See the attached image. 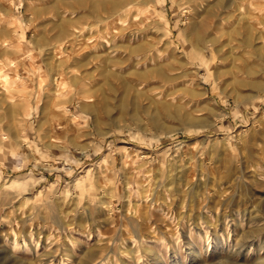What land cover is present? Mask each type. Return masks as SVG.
Segmentation results:
<instances>
[{
	"label": "rangeland",
	"instance_id": "374dc122",
	"mask_svg": "<svg viewBox=\"0 0 264 264\" xmlns=\"http://www.w3.org/2000/svg\"><path fill=\"white\" fill-rule=\"evenodd\" d=\"M126 1L108 19L91 0H0V264H227L236 242L258 240L259 224L235 237L231 220L264 217L239 190L264 172V73L236 89L217 75L232 63L189 39L214 0ZM148 30L158 47L131 55ZM199 216L212 225L200 235Z\"/></svg>",
	"mask_w": 264,
	"mask_h": 264
},
{
	"label": "bare ground",
	"instance_id": "6f19581e",
	"mask_svg": "<svg viewBox=\"0 0 264 264\" xmlns=\"http://www.w3.org/2000/svg\"><path fill=\"white\" fill-rule=\"evenodd\" d=\"M253 1L254 0H214L212 3H210L208 5V8L206 10L204 9V13L202 15H199L194 20H192L190 25L187 26V28H186V31L188 32V35H189V39L191 41H193L192 43L194 44V46H196V47L200 48V50H204V51L208 50L209 48H213V49H215V51H217L220 54L222 64L226 65L228 63H232L233 66L231 68H229V66H225V69H220V71L218 70L217 75L219 78H220V76L228 77L229 81L234 85V87L236 89L242 87L245 83L243 80H241L239 78V76H240L239 74L244 75L246 78L252 79V81H249L250 83H252L254 81V78L257 79L258 76H260L264 73V70L262 69V67L264 66V14H262V13L256 14V12L253 11L255 9L253 7V4L256 3V2L254 3ZM82 2L79 3V5L83 6L84 4H87V3L83 4ZM263 2H264V0H263ZM90 4H91L90 7L93 10V12H99L100 10H106V12L109 14L108 19H112V17H114V16H117L118 19L126 17L128 15V8L130 6V4L126 0H124L122 2L107 1L104 3H102V2L100 3V2H97L94 0H91ZM204 4H203V6H204ZM257 4H258V2H257ZM84 6H86V5H84ZM257 7L264 8L263 6H261L260 3ZM193 8H194V6H193ZM257 10H258V8L255 11H257ZM262 10H264V9H262ZM191 12H192V10H191ZM263 13H264V11H263ZM91 14L93 15V13H91ZM151 30H148V31H150L148 38L146 37V41L144 43H142L141 46H139L140 45L139 44L137 48L130 50V52L132 53L131 55L139 53V49L144 50L145 47H146V50H148V51L155 49L156 46L158 47V45H157V43H158L157 39L158 38L155 35V33H152ZM81 33H82L81 31L76 32L75 38L79 37L81 35ZM130 33H132V34H129V36H127L128 35V33H127V35H126L128 41L132 40L133 35H134L133 32H130ZM137 33H139V32H137ZM125 34L126 33H124L123 35H125ZM145 35H147V34H145ZM123 37H125V36H123ZM127 39H125V40L127 41ZM133 40H134V38H133ZM103 45H104L103 49H104V47H106L105 50H106L108 56L117 52L118 47H116L117 48L116 50L114 47H111V48H109V49H111V51L108 52L109 49H107L108 47L106 45L109 46V43L106 42ZM111 45L112 44H110V46ZM130 46H131V43H130ZM126 47H127V45H126ZM128 47H129V42H128ZM131 48H133V47H131ZM123 49H124V47H123ZM154 51H156V50H154ZM123 52L125 53V51H123ZM150 53H152V52L150 51ZM143 55H144V53H143ZM149 57H150V55H149ZM131 58H132V56H131ZM124 59H127V58H124ZM106 61H107V59H106ZM110 61L112 62V60H110ZM110 61H109V63H110ZM144 61L146 63V60H144ZM120 62H122V61H120ZM125 63L127 65V63H129V62L125 61ZM153 63L154 62H152V64ZM123 65H124V67L126 66L125 64H123ZM110 66L114 67V64H113V66L110 64ZM110 66H109L108 62H106V65L104 66L103 71L105 73H111L112 70H111ZM120 68H121V66H120ZM159 71H160V69H159ZM119 72H120V70H119ZM156 72H157V70H156ZM148 73H149V71H148ZM115 75H117V72ZM155 75H154V77H155ZM166 76H167V74H166ZM121 77H122V75H121ZM152 77H151V79H152ZM118 80L120 81V79H118ZM123 81L121 80L122 83L125 82V81L124 82ZM147 81L150 82V79L149 80L147 79ZM146 83H148V82H146ZM252 85H255V87H256L257 84L252 83ZM127 86L128 85L124 84V85H122V88H125ZM259 87L257 86V88H259ZM119 90H120V87L116 88V86H115V87H112L110 91L112 93H115ZM205 93H206L205 88L203 91L200 89H188L187 90V95L189 97H193V99H194V97L196 98V96H198V97L202 96V98H203L205 96ZM239 98H242V96L239 95ZM105 103H106V105L104 107V111L105 112L110 111L109 98L105 99ZM187 116H190V115H187ZM262 160H263L262 164L264 165V158ZM255 168H257V166ZM263 168L264 167L261 166L258 169L261 170ZM239 181H240L239 190L241 191L242 196L244 198L249 196L253 201L251 203L255 205L254 208H256V210H259V206L263 205V203H264V172H262V173L253 172V174L251 176H249L248 178L241 177L239 179ZM186 186H188L187 188H189L190 191H194L196 189V186L193 184V182L191 180L186 181ZM244 214H245V212H244ZM251 215H252V213H251ZM201 216H202V214H201ZM201 216L191 218V222L193 220L192 225H194L192 227H197V229L199 230V232H197V233L199 235L202 234L204 229H209L212 226L211 225V226H208L206 228L202 227L200 225V222H199L201 220ZM245 217H246V215H245ZM243 219L242 220L239 219V222H238V220L236 221V219L232 218L231 222H233V225H234L233 226L234 231H232L233 235L235 237L236 236L238 237V234H239L238 231L241 228L240 225L241 224L243 225L244 222H246L247 225L259 224L258 228H257V231H259L257 234L258 240L246 241L244 243L242 242L241 244H239L240 238H239V240L236 238L237 241H239V242L235 243V245L233 247L234 249L229 251L226 256H223V254H222L220 261L225 260L227 262V264H239L238 263L239 258L244 259V258H246V256H248V257H251L252 259L256 258L257 262H258V263L256 262V264H264V217L263 218H252L250 216L249 219L247 218L248 220H243ZM237 222L239 223V225L237 224ZM244 226H246V225H244ZM200 227H201V229H200ZM215 228L216 229L213 231V235L215 237L216 247H219L221 244V241L226 240V239H224V235H225L224 231H223L224 228L221 225V223L216 225ZM253 230H255V229H253ZM249 231H251V230H249ZM228 233H227V235H228L227 238L229 237V239H231L232 236L230 233L229 234ZM249 233L251 236V232H249ZM239 237H241V235ZM248 238H250V237H246L245 239L248 240ZM151 240L152 239H150V241ZM13 244L19 247V245H18V243H16V241ZM139 247H140V245H139ZM249 248L253 249L254 256H252V255L250 256V252L248 253ZM141 251H142V249H141ZM196 253H197V251L191 252L193 259L196 258L195 257V255H197Z\"/></svg>",
	"mask_w": 264,
	"mask_h": 264
}]
</instances>
